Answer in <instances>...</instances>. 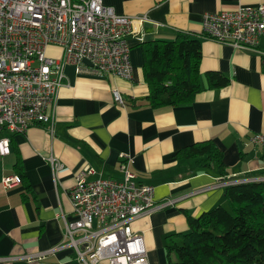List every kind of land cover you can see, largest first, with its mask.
<instances>
[{
  "label": "crops",
  "instance_id": "crops-1",
  "mask_svg": "<svg viewBox=\"0 0 264 264\" xmlns=\"http://www.w3.org/2000/svg\"><path fill=\"white\" fill-rule=\"evenodd\" d=\"M102 2L133 20V32L126 36L133 78L77 73L67 64L52 107L53 131L33 124L10 135V152L0 156V264H82L63 240L64 220L74 219L69 190L86 167L95 171L89 179L121 178L120 165L127 161L137 182L154 186L155 202L178 198L130 223L142 234L148 264H167L166 236L186 232L188 215L227 207V181L264 178V152L250 142L253 134L264 131V33L257 51L200 36L205 13L264 0ZM178 32L200 37V89L189 102L153 106L147 99L140 45L172 40ZM140 35L141 40L136 37ZM60 54V47L47 46V56ZM209 71L220 72L228 83L212 87ZM114 90L123 104L115 101ZM205 141L219 150L218 160L178 154ZM51 160L62 167L53 170ZM17 170L24 172V181L4 187V177Z\"/></svg>",
  "mask_w": 264,
  "mask_h": 264
},
{
  "label": "built area",
  "instance_id": "built-area-1",
  "mask_svg": "<svg viewBox=\"0 0 264 264\" xmlns=\"http://www.w3.org/2000/svg\"><path fill=\"white\" fill-rule=\"evenodd\" d=\"M132 21L102 0H0V156L9 154L13 133L25 132L33 124L53 131L52 107L64 85L65 65H74L77 73L132 80L126 41L133 32ZM201 28L202 37L257 51L264 33V3L205 13ZM49 45L61 48L59 57L46 55ZM113 94L123 104L121 94L117 90ZM250 142L264 152V131L253 134ZM51 167L62 165L51 160ZM120 170L121 178L89 179L94 169L83 168L69 190L74 219L64 220L63 241L82 264H148L142 234L130 223L177 203L178 198L155 202L154 186L137 182L127 161ZM18 182L16 175H9L2 184L9 188Z\"/></svg>",
  "mask_w": 264,
  "mask_h": 264
},
{
  "label": "trees",
  "instance_id": "trees-1",
  "mask_svg": "<svg viewBox=\"0 0 264 264\" xmlns=\"http://www.w3.org/2000/svg\"><path fill=\"white\" fill-rule=\"evenodd\" d=\"M201 36V35H200ZM200 37L178 32L172 40L141 43L143 76L153 106L189 102L199 91ZM212 87H221L228 78L217 71L207 73ZM186 158L218 160L219 150L210 142H198L181 149ZM221 173L224 168L218 161ZM15 175L24 181L22 170ZM228 208L217 205L198 216H187L188 230L166 236L167 264H264V180L226 184Z\"/></svg>",
  "mask_w": 264,
  "mask_h": 264
},
{
  "label": "water",
  "instance_id": "water-1",
  "mask_svg": "<svg viewBox=\"0 0 264 264\" xmlns=\"http://www.w3.org/2000/svg\"><path fill=\"white\" fill-rule=\"evenodd\" d=\"M83 62L86 63L87 65H91L87 59H84Z\"/></svg>",
  "mask_w": 264,
  "mask_h": 264
},
{
  "label": "rangeland",
  "instance_id": "rangeland-1",
  "mask_svg": "<svg viewBox=\"0 0 264 264\" xmlns=\"http://www.w3.org/2000/svg\"><path fill=\"white\" fill-rule=\"evenodd\" d=\"M227 202H228V200H227ZM226 208H228V210L231 208V205H230V203L228 202V204H227V207Z\"/></svg>",
  "mask_w": 264,
  "mask_h": 264
}]
</instances>
